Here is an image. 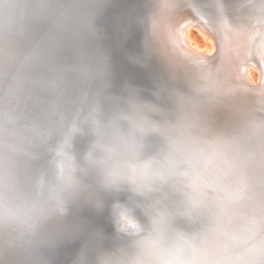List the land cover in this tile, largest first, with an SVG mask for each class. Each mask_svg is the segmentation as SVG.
Returning a JSON list of instances; mask_svg holds the SVG:
<instances>
[{
	"label": "clouds",
	"instance_id": "9594fccd",
	"mask_svg": "<svg viewBox=\"0 0 264 264\" xmlns=\"http://www.w3.org/2000/svg\"><path fill=\"white\" fill-rule=\"evenodd\" d=\"M122 2L0 0V264H264V0L129 8L150 89L116 80Z\"/></svg>",
	"mask_w": 264,
	"mask_h": 264
},
{
	"label": "water",
	"instance_id": "95a60500",
	"mask_svg": "<svg viewBox=\"0 0 264 264\" xmlns=\"http://www.w3.org/2000/svg\"><path fill=\"white\" fill-rule=\"evenodd\" d=\"M133 6L139 7L140 0H124L117 7L110 8L100 23L106 29L105 44L112 54L114 67L117 71V82L119 83L127 79L133 84L144 88L149 80V71L138 67L137 64H132L128 60L129 56H139L141 51L140 38L138 36L140 25L132 23L127 28V35H125L121 30L123 23L118 20L119 17L124 15ZM87 215L93 219L97 226L103 227L105 231L107 230V233L111 234L113 229H110L111 226H109L106 212L99 217L92 213H88ZM105 225L106 227H104ZM80 246V241L67 246L61 254V264H70L71 258L78 252Z\"/></svg>",
	"mask_w": 264,
	"mask_h": 264
},
{
	"label": "rangeland",
	"instance_id": "374dc122",
	"mask_svg": "<svg viewBox=\"0 0 264 264\" xmlns=\"http://www.w3.org/2000/svg\"><path fill=\"white\" fill-rule=\"evenodd\" d=\"M138 36L140 38L141 49H143V46H142L143 43L142 42H143V38H144V29L141 25H140V28L138 30ZM139 56H140V53H139ZM137 66L149 71V80H148V83L145 85L144 88H149V89L152 88L154 86L156 78L160 76V74L158 72L159 71L158 68L155 65H153L152 63L150 64V66L148 68H144L138 64H137ZM145 95H148V93H145ZM109 226H111L110 227V229H111L112 225L110 222H109ZM104 227H106V225Z\"/></svg>",
	"mask_w": 264,
	"mask_h": 264
},
{
	"label": "bare ground",
	"instance_id": "6f19581e",
	"mask_svg": "<svg viewBox=\"0 0 264 264\" xmlns=\"http://www.w3.org/2000/svg\"><path fill=\"white\" fill-rule=\"evenodd\" d=\"M190 15V14H189ZM143 43V42H142ZM143 46V45H142ZM143 54V49H141V52H140V55H142ZM153 64V65H155L157 68H158V72H159V74L160 75H162L163 74V68L161 67V65L159 64V62L157 61V60H155V59H153L151 62H150V64Z\"/></svg>",
	"mask_w": 264,
	"mask_h": 264
}]
</instances>
